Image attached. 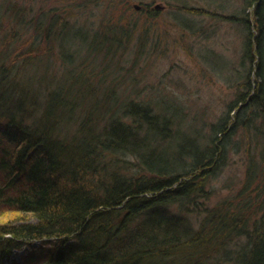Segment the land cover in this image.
Here are the masks:
<instances>
[{
	"label": "trees",
	"instance_id": "trees-1",
	"mask_svg": "<svg viewBox=\"0 0 264 264\" xmlns=\"http://www.w3.org/2000/svg\"><path fill=\"white\" fill-rule=\"evenodd\" d=\"M8 4H0V264H264L263 57L239 96L261 113L258 125L243 109L206 136L182 128L175 97H148L139 84L146 35L132 14L164 11L127 2L126 22L105 18L91 29L66 25L61 10ZM250 7L252 64L262 55L264 0ZM135 38V58L122 62ZM39 63L43 75L31 72ZM247 120L243 181H225L234 195L211 206V183Z\"/></svg>",
	"mask_w": 264,
	"mask_h": 264
},
{
	"label": "rangeland",
	"instance_id": "rangeland-1",
	"mask_svg": "<svg viewBox=\"0 0 264 264\" xmlns=\"http://www.w3.org/2000/svg\"><path fill=\"white\" fill-rule=\"evenodd\" d=\"M11 1L0 0L1 7H9L8 3ZM19 1H25V4L30 5L33 14L39 7H44L47 11L61 10L67 13V17L63 16L66 25L78 28L88 24L91 29H96L105 18L108 20L111 18V22H114V19L125 18L126 22L131 14L128 13V17L125 15L128 9L127 2L132 6L169 5L170 7H165L166 9L162 10L164 12L153 19L146 10L140 15L132 14L136 31L146 35V47L142 53L143 62L140 66L142 77L139 83L144 87L146 96L157 99L161 96L165 99L172 97L173 100L175 97L180 105L178 114L183 121L182 128L191 131L196 128L188 125H198L206 136L210 134L211 126L218 124L222 117L235 116L243 112V109L246 118H251L249 122L253 128L262 118L261 113L252 107L243 108L239 101L240 94L247 91L244 85L248 75L253 74L251 69H258L259 58L264 59V39L262 55L255 53V63L251 64L245 55L249 41L244 19L249 15L251 23L255 22L251 14L254 8L250 7L251 2L255 0H171L169 3L165 0H99L98 5L91 4L94 0H81V3L78 0ZM74 6V12L69 13L68 8ZM170 8L171 10L167 11ZM175 17L176 19L181 17L190 27L174 25ZM254 37L252 36V44ZM136 45L137 38L131 41L127 51H120L123 55L122 62L135 58ZM251 49L254 50V47ZM78 50L81 51L82 59H85L87 54L85 47L81 45ZM52 61L54 63L52 73L61 75V63L55 57ZM45 69L46 63H39L32 67L31 72L43 75ZM256 78L258 80L257 75ZM247 122L248 120L230 139L226 161L222 165L223 172L211 183L214 187L210 198L211 206H216L218 201L234 195L235 192L223 189L225 181L229 183L230 179H234L239 185L243 181L248 165L243 142L246 141V133L253 132L251 128L248 131ZM257 154L259 155V152ZM258 160L259 158L257 162H260ZM236 247L240 249L241 245L238 244Z\"/></svg>",
	"mask_w": 264,
	"mask_h": 264
},
{
	"label": "water",
	"instance_id": "water-1",
	"mask_svg": "<svg viewBox=\"0 0 264 264\" xmlns=\"http://www.w3.org/2000/svg\"><path fill=\"white\" fill-rule=\"evenodd\" d=\"M135 8H136V9H139L140 6H139V5H135ZM154 8H155L156 10H163L165 7L162 6L161 4H157V5L154 6Z\"/></svg>",
	"mask_w": 264,
	"mask_h": 264
}]
</instances>
